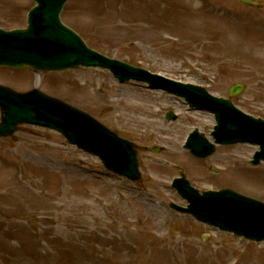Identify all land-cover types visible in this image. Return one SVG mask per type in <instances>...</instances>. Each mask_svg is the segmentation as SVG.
Wrapping results in <instances>:
<instances>
[{
  "label": "rangeland",
  "instance_id": "rangeland-1",
  "mask_svg": "<svg viewBox=\"0 0 264 264\" xmlns=\"http://www.w3.org/2000/svg\"><path fill=\"white\" fill-rule=\"evenodd\" d=\"M255 1L260 8L237 0H71L62 20L108 57L215 96L226 99L240 83L244 89L232 102L264 119V0ZM32 6L0 0V27H24ZM0 84L17 91L38 87L88 113L136 145L141 174L137 182L119 178L44 128L24 125L0 139V264H159L164 250L178 246L195 249L194 255L214 252L219 264H264V242L169 208L186 205L171 188L178 168L200 191L229 188L264 202V162H249L255 146H216L205 160L183 149L193 129L212 140V115L189 112L179 100L142 85L118 84L101 69L0 68ZM126 103L141 112H128ZM167 111L176 121L165 120ZM171 146L182 154L168 157Z\"/></svg>",
  "mask_w": 264,
  "mask_h": 264
},
{
  "label": "water",
  "instance_id": "water-1",
  "mask_svg": "<svg viewBox=\"0 0 264 264\" xmlns=\"http://www.w3.org/2000/svg\"><path fill=\"white\" fill-rule=\"evenodd\" d=\"M37 7L28 16V28L13 32L0 30V66L52 71L96 66L109 69L123 79L146 81L158 87L164 84L148 72L126 66L86 48L82 40L60 23L61 7L67 0H34ZM255 5L252 0H241ZM173 84L172 82H170ZM195 107L207 109L216 115L217 126L213 136L217 143L249 142L259 144L254 164L264 160V122L244 116L231 106V102L209 97L200 87L173 84ZM177 86V87H176ZM234 86L232 96L241 91ZM2 123L0 136H9L18 124L29 123L49 127L61 132L71 144L98 156L107 169L134 180L139 177L134 146L117 138L115 134L95 122L86 114L70 108L55 99L33 91L16 94L0 88ZM169 118L174 116L169 115ZM192 153L204 157L212 153L211 147L199 136L192 141ZM175 180L174 187L189 203L187 208L171 207L194 216L198 221L221 230L244 236L251 241L264 240V205L238 196L230 191L204 192L201 196L189 186L184 176Z\"/></svg>",
  "mask_w": 264,
  "mask_h": 264
},
{
  "label": "bare ground",
  "instance_id": "bare-ground-1",
  "mask_svg": "<svg viewBox=\"0 0 264 264\" xmlns=\"http://www.w3.org/2000/svg\"><path fill=\"white\" fill-rule=\"evenodd\" d=\"M141 106L134 104V103H126L125 109L128 110V112H141ZM140 122V120H136ZM143 124V122H141ZM169 153L168 157H175L176 155L182 154V152H179L176 148L171 146V148L166 149ZM241 169V168H239ZM180 244V241H177L175 243L176 246ZM180 249L175 248V250H169L166 249L163 251V254L161 253V259L159 264H219V260L216 262L214 252H208L207 254H203L199 252L198 254L194 255L195 249H186L183 246H178ZM3 248H6L5 246ZM11 248V247H10ZM191 251V252H190ZM174 252V254H173Z\"/></svg>",
  "mask_w": 264,
  "mask_h": 264
}]
</instances>
